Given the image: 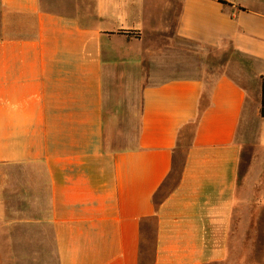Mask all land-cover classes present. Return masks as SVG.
<instances>
[{
  "label": "crops",
  "instance_id": "1",
  "mask_svg": "<svg viewBox=\"0 0 264 264\" xmlns=\"http://www.w3.org/2000/svg\"><path fill=\"white\" fill-rule=\"evenodd\" d=\"M165 1L0 0V264H264V8Z\"/></svg>",
  "mask_w": 264,
  "mask_h": 264
},
{
  "label": "rangeland",
  "instance_id": "2",
  "mask_svg": "<svg viewBox=\"0 0 264 264\" xmlns=\"http://www.w3.org/2000/svg\"><path fill=\"white\" fill-rule=\"evenodd\" d=\"M138 1H139L138 3H141L144 5V8L146 7V10L149 9V11L154 13V14H156V13L158 14V12L161 11L162 6L166 2L165 0H138ZM225 1H229L232 4H235L238 6H244L247 8H251V7L257 8L258 6L260 8H264V6H262V3L264 4V0H225ZM171 34H173L172 31H171Z\"/></svg>",
  "mask_w": 264,
  "mask_h": 264
},
{
  "label": "trees",
  "instance_id": "3",
  "mask_svg": "<svg viewBox=\"0 0 264 264\" xmlns=\"http://www.w3.org/2000/svg\"><path fill=\"white\" fill-rule=\"evenodd\" d=\"M223 4H226L225 2H222ZM130 38H136L140 39L141 34L137 32H130L127 34ZM261 116L264 117V85H263V92H262V108H261Z\"/></svg>",
  "mask_w": 264,
  "mask_h": 264
}]
</instances>
